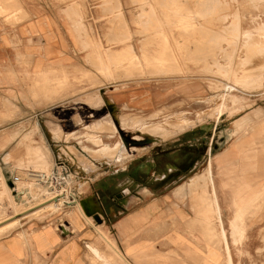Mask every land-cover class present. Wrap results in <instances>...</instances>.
<instances>
[{"label": "crops", "instance_id": "crops-1", "mask_svg": "<svg viewBox=\"0 0 264 264\" xmlns=\"http://www.w3.org/2000/svg\"><path fill=\"white\" fill-rule=\"evenodd\" d=\"M13 1L4 4L8 12L0 15V185L2 177L11 190L12 178L17 175L14 165L25 156L18 141L31 134L30 128L35 122L49 150L47 155L44 154L47 160L40 166L45 167L43 165L52 160L51 143L58 150L55 143L59 141L50 136L52 133L49 134L48 129L58 126L62 130L63 125L60 122L41 123L36 115L40 113L35 109L71 105L94 111L97 107L85 102V98L100 94L104 101L102 107L113 106L122 113L131 110L148 111L149 115L156 113L167 100L166 85L175 78L173 73L180 71L172 46L183 45L185 41L182 40L189 36L179 30H167L166 26L175 24L166 25L160 12L156 17L161 27L156 26L155 15L150 13L151 5L155 8L154 0ZM157 4L164 8L168 0H158ZM143 5L145 9H142ZM150 25L155 27L148 29ZM154 29L157 33H144ZM159 35H164L169 46L164 58L166 56L170 63L162 67L150 63L146 67L142 57L144 46L147 55L152 56L161 43ZM127 48L140 65L132 69L124 65V69H130L128 72H115L114 59ZM99 56L110 65L115 80L107 82L99 76L96 71ZM140 66L145 68L142 73L137 71L142 69ZM63 77L70 85L65 91L72 95L40 106L34 93L42 90L40 86L35 87V81L41 84L43 78L61 80ZM81 78L86 80L79 81ZM99 122L88 125V131L82 133V137H94ZM237 123L232 122L225 130L218 129L223 133L218 135L216 150L212 151L211 143H203V147L188 143V151L192 153L188 156L191 157L179 162V158L185 157L179 154L184 146L180 144L168 153L166 163L158 162V153L155 159L139 163L134 171L151 175L149 184L142 185L130 178L126 174L128 167L108 171L106 180L98 178L101 183L96 181L92 186L90 202L80 203L84 205L86 216H91H87L89 219L99 217L101 223L95 222L94 226L108 235L111 232L112 237H109L129 264H264V118L256 120L252 115L250 129L243 133H237L233 127ZM218 130L214 129V132L218 134ZM195 132L177 135V141ZM63 133V136L70 134ZM9 137L13 142L7 144ZM139 149L125 147L131 157L134 152L141 153ZM92 154L97 160V152ZM117 157L112 165L97 164L119 169L129 162L117 163ZM208 162L210 181L205 189L200 185L198 192L203 189L210 196L191 198L188 194L178 198L175 193L201 175ZM92 163L95 167V162ZM200 165L201 169L195 173ZM79 167L91 171L87 164ZM186 189L189 193V188ZM105 192L109 207L103 217L92 209L101 204L99 194ZM131 192L134 193L132 197ZM75 203L76 208L79 201ZM3 204L6 213H10L7 200ZM213 204L217 214L212 211ZM73 208L69 207L71 210L65 218L23 223L18 230L0 237V264H91L90 258L96 257L94 252L104 245L99 244L100 238L92 226L82 219L70 217ZM17 217L19 225L26 219ZM241 222L245 226L243 234ZM242 235L246 237L245 242L235 244L234 240L238 241Z\"/></svg>", "mask_w": 264, "mask_h": 264}, {"label": "rangeland", "instance_id": "rangeland-1", "mask_svg": "<svg viewBox=\"0 0 264 264\" xmlns=\"http://www.w3.org/2000/svg\"><path fill=\"white\" fill-rule=\"evenodd\" d=\"M215 1L218 2H216L218 6L213 2V5L217 7H215L214 12L212 13L210 12V4H212L210 3V0H168L169 5L165 4L164 8L157 6L158 0L153 1L155 8L151 5L150 13L155 15L157 21L155 22L156 26L161 27V23L158 20V17H156V13L160 12L163 15L166 25L168 23L175 24V27L172 25L171 27L166 26L167 30H179L184 34L189 35L184 37L183 40L181 39L182 41H185L186 44L172 46L173 54H175L176 61L180 66V71L178 70L176 73H173L175 78L172 80L171 84L169 83L166 85L168 92H165L164 94L166 95L167 100L162 106H160L161 108H157L156 113L149 115L148 111L138 110H131L130 112L122 113L118 112L113 106L102 107L104 101L102 97H100V94L85 98V102L93 107H97L94 111L71 105L61 106L56 109H35L36 113H40V115H36L41 123L46 125L48 122H60V124L63 125V132L70 133L63 136L64 133L58 128V126L49 127L48 132L49 134L52 133L50 136L54 140L59 141L58 143H55V145L58 146V150L53 148L54 144L50 142L54 155L51 152V162L43 165L48 168L49 171L57 168L58 172H60L61 170L58 169V167L63 168L66 171V184L62 189V193H75V197H77L79 203L81 201H87V203H89L90 198H92V186L96 181L101 183L98 178L106 180L107 178L104 177H107L108 171L112 172V169H114L113 171L116 172L126 167H128V171L125 173L129 174L130 178L142 185L149 184V179L152 178L151 175H141L134 170L139 163H145L155 159L156 153H158V162L161 164L166 163V161L169 160L168 153L177 148L180 144H183L184 146L180 149L179 154L184 155L185 157L179 158V162L187 161L191 157L190 155L188 156V154H192L188 151V143H195L196 145L201 144L202 147L203 143H211L213 151L219 147L218 135L222 130L229 127V124L232 122H239L233 127L236 129L237 133H243L249 131L252 115L256 120L264 118V109H256L257 107H264V85H259L257 79L258 76H260V68L264 67V39L258 38L255 31L258 27L264 28V0H255L253 4L251 3L253 1L250 0ZM13 2V0H0L1 16L8 12V10L4 8V4H10ZM146 6H148V3ZM146 6L143 5L142 9H145ZM17 9L19 10L20 8ZM176 10L181 11V13L178 14ZM235 13L239 14L238 24L240 32L237 39L228 36V30L230 24L234 22ZM188 21L191 22L188 24ZM151 24L153 25L154 21L153 23L151 22ZM152 25H150L148 29L155 27ZM243 31L244 33L246 32V34H244ZM149 32H155V29L144 31L146 34ZM159 36H161V43L157 45L158 51L154 52L152 56L147 55L148 52L145 50L146 47L144 46L142 57L143 63L146 67H148L150 63H155V65L159 67L170 63L166 56L165 58L167 61L164 58V54L170 50L169 46L166 43L164 35ZM99 59L100 62L96 66V71L99 76L107 82L115 80L112 76L113 72L109 70L110 65L103 62L100 56ZM114 60L113 65L115 67V72H128L130 69L136 68V66L140 65L138 64V59H136L130 48L117 54ZM173 60L174 59H172V61ZM102 64L106 66V70H104ZM124 65L126 68L130 69H124ZM142 67L143 66H140V68ZM143 69L145 68L137 71L142 73ZM88 76L89 75H85V77ZM63 78H65L66 84L59 95L56 93L57 89L60 87L57 85L58 81H60L57 78L52 81L45 78L46 82H41V84L35 81V87L40 86V89L42 90V92L38 94L34 93L35 101L38 102L40 106H47L66 96L72 95V93L65 91L70 85L68 84L67 78ZM84 80L86 79L81 78L79 81ZM92 87H94V85H92ZM134 93L138 94L137 92ZM254 110L255 112L252 114V111ZM90 114L91 116H89ZM11 115L12 114L7 116ZM108 116L113 119L114 125H112L114 129L104 133L99 131V127L94 129L96 134L99 131V136H103L104 141H100L102 144L99 146L98 142L94 143V145L91 146L92 150H90L91 142L86 141V137H82L81 134L88 131L86 126H92L97 120L101 121L102 118ZM132 118L139 122L130 124ZM238 119L239 121H237ZM37 126L38 124L35 122L30 128L31 134L27 137L24 136V138L18 141V146L23 149L25 156L23 158L21 157V159L18 160L17 165L14 166L16 168L15 172L17 176L22 178L25 176V170H32L35 172H38V170H47L46 168H38V166L42 165L41 162H44L45 160L44 154L46 153L47 155L49 150L46 149L48 148V145H45L46 142L44 143L42 136L39 134L41 133V130L40 128L38 130ZM219 128L222 130H218ZM142 129L148 131V133H141L145 137L138 134V130L141 131ZM214 129L218 130V134L216 131V133L214 132ZM194 130L197 132L187 134L182 140L177 141L179 135ZM78 133L80 134L78 135ZM135 135L142 137L137 139L141 141L136 142L133 140ZM199 137H205L206 139L204 140V138L201 139ZM117 139H121L124 145H122L121 141H118ZM12 142L13 138L9 137L6 139L7 144ZM98 147L100 150L105 149L113 154H118L119 152L117 151H120L121 156L116 158L117 163H120L119 160L122 162L128 160L129 162L119 169L110 167L108 166L109 164H97L104 163L102 161L100 162V160H96L92 154L93 152L98 151ZM125 147L128 150L133 147L141 148L139 149V152L141 153L134 152L132 153L133 157H131L126 152ZM81 159L86 162L91 168V171H89L87 167L82 170L78 166L77 161ZM92 161L95 162V167ZM201 165L197 168L195 173L201 169ZM209 167L210 163L208 162L203 173L195 176L190 185H187L188 187L183 186L179 189L177 193H175L176 196L178 198H184L189 194L191 198H197L205 195L204 193H206V190L202 189L201 193H199L198 190L200 185H203V188L205 189L206 183L207 185L209 184ZM85 169L87 170L85 171ZM55 177L60 178L61 175H55ZM138 177H140V180ZM1 180V183H3L4 179L2 177ZM186 188H189V193L186 192ZM35 192L37 193L38 191L35 190ZM131 193L132 197L134 193ZM30 197L32 199L26 201V199ZM45 197L47 198L48 196H44V198ZM107 197L106 192L102 195L99 194L101 204L95 208L93 207L92 211L105 217L108 213L109 207ZM19 198L20 203L18 202L17 208L15 207L13 209L10 207V213H6V210L4 212V216L12 219L11 221L18 220L17 215L23 217V214H20V212L27 209V205L35 206L39 204L41 197L34 194L32 196L28 195ZM65 202H67V204L69 203L68 198H66ZM81 205L84 206L83 203ZM67 207V205L62 203L57 206L54 211L40 212L36 215L26 217V219L21 220L20 225L19 222H17L12 228L0 232V237L18 230L23 223H44L48 221L50 222V220L57 217L65 218V214L72 209ZM73 210L74 212L70 217L76 218L77 220L82 219L75 206ZM89 220L91 221L90 223L95 225L94 219ZM242 224L243 222H241V233L243 234L245 226ZM94 228L97 229L96 233L100 238L99 244H103V248H106V244L99 233L107 236L110 241H113L109 237V235L112 237L111 232L106 231L109 233L108 235L100 227L94 226ZM245 240L246 237L242 235L238 237V241L234 240V243L242 244Z\"/></svg>", "mask_w": 264, "mask_h": 264}, {"label": "bare ground", "instance_id": "bare-ground-1", "mask_svg": "<svg viewBox=\"0 0 264 264\" xmlns=\"http://www.w3.org/2000/svg\"><path fill=\"white\" fill-rule=\"evenodd\" d=\"M232 1H235V0H232ZM250 1H253V2H251L253 4L255 0H250ZM213 2L216 3L217 1L210 0V3H212V4H210V6H211L210 12L211 13L214 12L215 7L218 6L217 5L218 2L216 3L217 6H214L213 5L214 4ZM173 4H174V2H173ZM176 12L178 14L181 13V11H178V10H176ZM238 20H239V14L237 13L235 15V17H234V22L232 24H230V28L228 30V36H231V38H233V39H237L238 36H239V32L240 31H239ZM190 22L191 21H188L187 23L189 24ZM244 31H246V30H244ZM244 31H243V33H244ZM255 31L257 33L258 38L264 39V28L258 27V28L255 29ZM244 34H246V32ZM226 36H227V34H226ZM102 66H103L104 70H106V66H104L103 64H102ZM259 72H260V76H258V78H257L258 79V84L259 85H264V83H263L264 82V67H261ZM54 79H56V78H53V80ZM49 81H52V80H49ZM36 82L38 83L39 81H36ZM42 82H46V79L43 78ZM39 84H40V82H39ZM65 84H66L65 78H62L60 81H58V84L57 85L60 86L57 89V92H56L58 95L61 94L60 93L61 91H63L62 89L64 88ZM126 116H130V115H126ZM138 122L136 121V119L132 118L131 121H130V124H132V123H138ZM112 123H113L112 119H109V117H106V118H103L99 122V125L96 128L99 127V131H101L102 133H104L106 131H109V130L114 129ZM99 131H98V133L94 137H90L89 136L88 139H86V141H88V142L90 141L91 142V144H90V150H92V147L91 146L94 145V143L98 142V146H99L100 144H102L100 141H104V137L103 136H99L100 135L99 134ZM142 132H147L148 133V131L146 129H142L141 131L138 130V134L141 135L142 137H144V135L141 134ZM142 137H139V136H136L135 135V138L136 139H140ZM163 141H165V140H163ZM159 143H161V142H159ZM117 152H119V153L118 154H113V153H110L108 150H105V149L100 150V148L98 147L97 154H95V155L98 156L97 160H100V162L102 161L104 163L106 162V164L112 165L113 164V161L115 160L114 157L115 156H118V157L121 156L120 151H117ZM46 160H47V158L45 157L44 162ZM119 162H122V161L119 160ZM77 163H78V166L79 165L86 164V162L84 160H82V159L81 160H78ZM38 168L39 169H45L46 167H42V166L40 167V166H38ZM46 169H47L46 171H44V170H38V172H35V171H31V172H35V173H39V174H46V175L52 174L53 170L49 171L48 168H46ZM24 175H25V173H24ZM206 177H207V175H206ZM27 178H28V176L27 177L24 176L23 178L20 177V181L16 184V189H15L16 191H14V192H16L15 194L12 192L11 189H9L5 185V182L1 183V185H0L1 186L0 187V232L12 228L18 222V220L11 221L12 219L7 218L6 216H4V212L6 210V207L4 206L3 203H4L5 200H7L8 206L9 207H12L14 209L15 207L16 208L18 207V202H19V199H20L19 197H26L28 195L32 196L34 194H37V196H39L41 198L43 197L42 199L40 198L39 204H37L35 206H33V205L28 206L27 205V209H24L23 211L20 212V214H23V217H30V216L36 215V214H38L40 212L54 211L57 206H59L62 203H64L66 201V198H68L67 197V195L69 194L68 192L62 193L63 192V190H62L58 194H54V192L51 193L46 188H42L39 185H37L36 183H34L32 179H29L28 178V180H27ZM35 190H37L38 192L36 193ZM204 194L207 195V196H210L207 193H204ZM50 195H52V196H50ZM44 196H48V197L47 198L46 197L44 198ZM211 197H212V194H211ZM17 198H18V201H17ZM30 199H32V198H30ZM212 202H213V200H212ZM76 208L79 211V214H80L81 218L87 224L91 225L94 228V225L92 223H90L91 221L86 216V212H85L84 207L81 204L77 203ZM212 208H214V209H212V211L217 214L218 211H217L216 205L212 206ZM239 215L240 214H238V217H239ZM239 223H240V221H239ZM95 231H97V229H95ZM235 232H238V230H235ZM99 235L103 238V240H104V242L106 244V248H102L99 251L97 250L98 252H94V254H95L96 257L93 256V257L90 258L91 264H129L128 261L125 259V257L119 251V249L117 248L116 244L113 241H110V239L107 236H104L103 234H100L99 233Z\"/></svg>", "mask_w": 264, "mask_h": 264}, {"label": "built area", "instance_id": "built-area-1", "mask_svg": "<svg viewBox=\"0 0 264 264\" xmlns=\"http://www.w3.org/2000/svg\"><path fill=\"white\" fill-rule=\"evenodd\" d=\"M58 169H60L61 171L58 172L57 168L53 170L52 174L50 175H46V174H39V173H35V172H31L32 170H25V177L28 176L29 179H32L34 183H36L37 185H39L42 188H46L49 192L54 194H58L65 186V175H66V171L63 168L58 167ZM56 176H60V178H56ZM31 177V178H30ZM27 178V180H28ZM20 181V177L17 175H14L12 178V183H13V188H12V192L16 193L14 191H16V184ZM68 200H69V204H67V202H64V205H67L69 207H74V203L75 201H77V197H75V193H71L68 196Z\"/></svg>", "mask_w": 264, "mask_h": 264}, {"label": "water", "instance_id": "water-1", "mask_svg": "<svg viewBox=\"0 0 264 264\" xmlns=\"http://www.w3.org/2000/svg\"><path fill=\"white\" fill-rule=\"evenodd\" d=\"M93 219H94V221H95L96 223H98V224L101 223V220L99 219V217L95 216Z\"/></svg>", "mask_w": 264, "mask_h": 264}]
</instances>
